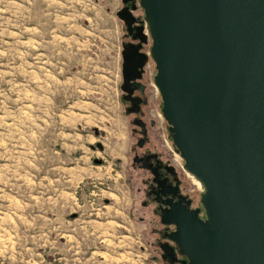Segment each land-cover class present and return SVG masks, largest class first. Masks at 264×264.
<instances>
[{
    "label": "rangeland",
    "instance_id": "1",
    "mask_svg": "<svg viewBox=\"0 0 264 264\" xmlns=\"http://www.w3.org/2000/svg\"><path fill=\"white\" fill-rule=\"evenodd\" d=\"M121 7L0 0V264H168L121 99Z\"/></svg>",
    "mask_w": 264,
    "mask_h": 264
},
{
    "label": "water",
    "instance_id": "2",
    "mask_svg": "<svg viewBox=\"0 0 264 264\" xmlns=\"http://www.w3.org/2000/svg\"><path fill=\"white\" fill-rule=\"evenodd\" d=\"M140 4L162 113L203 186L206 217L172 205L169 237L191 264H264V0Z\"/></svg>",
    "mask_w": 264,
    "mask_h": 264
},
{
    "label": "flooded vegetation",
    "instance_id": "3",
    "mask_svg": "<svg viewBox=\"0 0 264 264\" xmlns=\"http://www.w3.org/2000/svg\"><path fill=\"white\" fill-rule=\"evenodd\" d=\"M140 1L124 3L122 0L120 11L125 27L120 89L125 117L134 139L131 145L133 164L143 173L142 208L149 209L153 215L152 223L157 230L154 244L161 251L160 258L168 264H191L170 239L169 234L176 230V226L163 223L162 213L177 204L190 210L200 209L199 216L205 218L202 191L197 194L187 180L182 162L178 160L180 154L170 125L162 113L161 104H157L159 95L152 84L155 73L151 69V62H155L151 57L153 40ZM140 63L143 66L139 68Z\"/></svg>",
    "mask_w": 264,
    "mask_h": 264
},
{
    "label": "bare ground",
    "instance_id": "4",
    "mask_svg": "<svg viewBox=\"0 0 264 264\" xmlns=\"http://www.w3.org/2000/svg\"><path fill=\"white\" fill-rule=\"evenodd\" d=\"M188 174H189V176L190 177H192V179H193V183L196 185V186H198L200 189H201V191H203V186H202V184L193 176V175H191L189 172H188Z\"/></svg>",
    "mask_w": 264,
    "mask_h": 264
}]
</instances>
